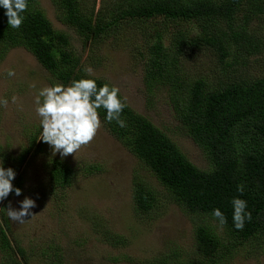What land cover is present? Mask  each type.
<instances>
[{
    "label": "trees",
    "instance_id": "16d2710c",
    "mask_svg": "<svg viewBox=\"0 0 264 264\" xmlns=\"http://www.w3.org/2000/svg\"><path fill=\"white\" fill-rule=\"evenodd\" d=\"M28 2L24 23L18 30L8 26L5 9L0 7L1 52L25 49L65 86L81 78L95 79L98 86L109 84L76 71L79 59L69 50L68 37L53 29L38 0ZM51 2L60 11V21L77 31L84 46L89 41H98L121 19L157 21L153 24V42L145 52V86L148 91L168 90L169 103L179 124L206 156L208 169L200 170L193 165L164 132L128 105L121 116L126 122L123 128L115 121L107 122L106 111L99 110L103 130L155 178L170 197L167 203L172 202L199 219L193 229L194 245L187 256L189 260L181 259L184 253L177 248L161 251L156 257L157 264H224L225 257L233 258L232 251L237 246L247 243L253 250L262 249L264 76H248L242 68L247 66L248 58L260 55L264 49V39L251 26L254 20L264 18V0H124L118 4L116 15L109 18L107 12L84 13L80 0ZM166 22L179 27L170 34L168 46L163 42L167 32L158 29ZM179 22L196 26V31L180 28ZM202 49L215 52L221 65L214 81L205 77L190 79L181 69L184 59ZM50 177L52 189H62L71 184L72 170L55 161ZM241 184L242 195L237 191ZM157 194L149 184L136 180L133 199L137 212L144 216L158 215L160 211L154 208L162 205L158 204ZM237 197L247 202L246 211L252 216L251 221H245L242 231L236 230L233 222L231 201ZM217 208L227 218L223 226L212 215ZM8 227L5 220L0 225V250L12 259V264H29L23 248L11 246ZM100 232L108 245L117 247L119 242L107 227ZM46 256L52 258L50 264H63L61 251Z\"/></svg>",
    "mask_w": 264,
    "mask_h": 264
},
{
    "label": "rangeland",
    "instance_id": "374dc122",
    "mask_svg": "<svg viewBox=\"0 0 264 264\" xmlns=\"http://www.w3.org/2000/svg\"><path fill=\"white\" fill-rule=\"evenodd\" d=\"M38 2L53 29L68 37V48L79 59L76 71L118 87L129 107L164 132L193 165L200 170L208 169L206 156L179 124L169 103L168 90L148 91L145 86V52L153 42V24L157 21L121 19L98 41H89L84 46L77 31L60 21V11L51 0ZM80 3L84 13L107 12L109 18L116 15L118 4L124 0H80ZM182 22L180 28L196 31V26ZM251 26L264 39V18L254 20ZM158 29L167 32L163 42L168 46L170 34L179 27L166 22ZM87 67L93 69L91 75L84 71ZM220 68L215 52L208 49L194 51L181 65L188 78L205 77L209 81L217 78ZM10 69L15 76H8ZM243 69L248 76H264V49L260 55L248 58ZM57 83L61 82L25 49L14 48L4 53L0 50V99L8 100L7 108L0 106V157L6 169L16 172L13 185L22 191V195L13 192L0 202V225L4 220L9 224L7 235L11 246L22 247L29 264H50L52 258L46 255L51 256L56 250L62 252L63 264H157L156 257L161 251L177 248L184 253L181 259L188 261L194 245L193 229L199 219L178 205L167 203L170 197L155 178L103 128L94 142L75 156L54 154L41 140L34 100L40 89ZM32 84L36 87L32 88ZM55 161L72 170L71 184L62 189H52L50 174ZM91 166L95 170L90 171ZM136 180L158 192V204L162 205L154 208L160 211L158 215L144 216L135 209ZM25 197L36 201L37 206L31 210L36 215L27 217L29 220L24 223L11 221L6 211L9 203L19 210ZM104 226L117 238V247L103 240L100 230ZM52 246L53 253L44 252ZM234 249L233 258L225 257L224 264H264V247L253 250L245 243ZM16 260L20 258L17 256ZM0 264H12V259L1 250Z\"/></svg>",
    "mask_w": 264,
    "mask_h": 264
},
{
    "label": "clouds",
    "instance_id": "9594fccd",
    "mask_svg": "<svg viewBox=\"0 0 264 264\" xmlns=\"http://www.w3.org/2000/svg\"><path fill=\"white\" fill-rule=\"evenodd\" d=\"M0 7L5 9L8 26L18 30L24 23L23 13L28 11V0H0ZM84 71L91 75L93 69L87 67ZM8 76H15L14 70L8 71ZM35 88V84L31 85ZM17 98L12 97L15 103ZM35 111L40 118L41 140L50 146L54 154L61 157L76 155L83 148L90 146L98 135L103 124L100 119V109L106 111L105 119L111 123L115 121L121 128L126 127L121 119L127 107L126 98L121 99L120 89L107 83L98 86L95 79L81 78L73 80L67 86L57 83L40 89L34 100ZM0 106L7 108L8 100L0 99ZM16 172L12 168H5L3 158L0 157V202L6 200L13 192L22 195L20 188L14 187ZM237 191L242 195L244 186L238 185ZM233 222L238 231L244 229L245 221H251V213L247 212V202L240 198H233ZM36 201L25 197L20 202L19 210L12 208L9 203L6 211L8 218L17 223H24L34 217L31 210L36 207ZM213 217L223 226L227 218L219 208L214 209Z\"/></svg>",
    "mask_w": 264,
    "mask_h": 264
}]
</instances>
